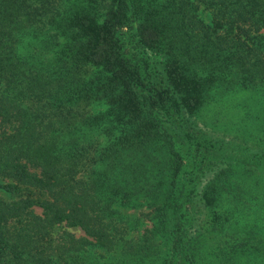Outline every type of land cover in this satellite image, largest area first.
Listing matches in <instances>:
<instances>
[{"label": "trees", "instance_id": "16d2710c", "mask_svg": "<svg viewBox=\"0 0 264 264\" xmlns=\"http://www.w3.org/2000/svg\"><path fill=\"white\" fill-rule=\"evenodd\" d=\"M234 86L264 87V0H0V264H264L209 111ZM117 201L155 223L125 239Z\"/></svg>", "mask_w": 264, "mask_h": 264}, {"label": "rangeland", "instance_id": "374dc122", "mask_svg": "<svg viewBox=\"0 0 264 264\" xmlns=\"http://www.w3.org/2000/svg\"><path fill=\"white\" fill-rule=\"evenodd\" d=\"M156 57L154 61H156ZM245 90L241 89V86H234L231 89L227 88H216L211 97L212 100L209 104V111L221 112V115L218 116V123H221L224 130L220 129L218 134L214 138L219 139V137H224L230 139L232 143H237L240 149V157L244 159L243 169L249 170L244 175L249 178L251 181L257 179L259 180L257 185V193L252 194L249 189L244 188V194L241 195V190L236 186H233L235 192V197L238 201H235V205L230 204L229 208L231 212H234L237 216H240L238 220L240 223H235L239 225L240 230H252L254 238L259 239L260 237L264 240V158L260 160L256 159H247L249 156L246 154H251L252 151L257 150L259 147L264 150V140H259V136L263 135L264 130V87L260 86H250L244 87ZM103 109V106L100 104H92L90 106L91 112H97ZM209 111H207L209 113ZM174 118V115H172ZM196 122L201 124L199 117L196 118ZM205 127L210 126L208 121H205ZM249 123L248 129L243 131L237 130L238 126L245 125ZM213 124V123H212ZM251 129L253 131L251 132ZM239 131L238 132H233ZM222 132V133H221ZM262 133V134H261ZM240 134V137L238 135ZM213 137V134L210 135ZM233 149V147H232ZM232 149L230 151H232ZM234 151V150H233ZM242 154V155H241ZM95 155L97 151L93 152L92 157L89 160L85 161L84 165L80 169L79 175H84L87 169L93 165L95 162ZM206 173V172H205ZM202 174L198 181H195L196 187H199L201 183L205 180L208 174ZM1 182V181H0ZM191 185V184H190ZM195 190L192 192L194 196ZM262 194V195H261ZM0 198L1 199H11L12 196L10 193L5 192L0 189ZM189 202L185 203L184 206H187ZM112 209L114 210L113 214L117 220H120L127 230L124 235V238L135 239L139 237L143 228L149 227V224L155 223L156 219L154 214L150 215V219L147 217L141 216V212L146 211L144 204L139 201H131L129 203H123L121 201L114 202L112 204ZM35 213L40 212V208H33ZM188 213L189 210H188ZM59 226H55L52 231L55 233L60 230ZM65 231L70 232L74 237L81 236L83 233L77 227H65ZM188 231L191 233L193 227H189Z\"/></svg>", "mask_w": 264, "mask_h": 264}]
</instances>
